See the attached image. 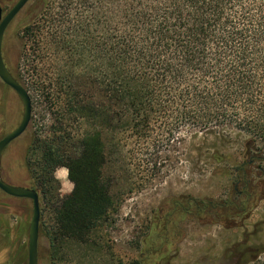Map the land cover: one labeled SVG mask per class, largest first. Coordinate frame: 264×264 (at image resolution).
Returning a JSON list of instances; mask_svg holds the SVG:
<instances>
[{
	"label": "trees",
	"instance_id": "1",
	"mask_svg": "<svg viewBox=\"0 0 264 264\" xmlns=\"http://www.w3.org/2000/svg\"><path fill=\"white\" fill-rule=\"evenodd\" d=\"M42 4L40 94L56 115V126L51 137L36 141L40 159L29 164L32 188L47 198L58 187V168L67 170L73 185L54 204L51 246L65 240L85 244L106 218L113 203L102 168L124 133L142 148L171 150L209 137L241 139L244 163L237 170L264 160V0ZM29 31L28 24L24 37ZM19 43L23 50V39ZM71 124H85L87 130L73 137ZM0 197L15 199L1 191ZM226 206L176 199L166 216L197 218ZM22 232L17 230L16 239ZM164 239L168 246L170 237ZM14 245L17 250V240ZM154 253L149 251L147 264ZM254 253L251 259L239 254L237 263L254 262L261 252Z\"/></svg>",
	"mask_w": 264,
	"mask_h": 264
},
{
	"label": "rangeland",
	"instance_id": "2",
	"mask_svg": "<svg viewBox=\"0 0 264 264\" xmlns=\"http://www.w3.org/2000/svg\"><path fill=\"white\" fill-rule=\"evenodd\" d=\"M16 1L0 0L4 13ZM42 1L30 0L15 16L6 30L2 48L6 67L19 76L31 99L29 125L5 148L0 161V177L8 184L23 188L33 186V168L29 164L40 159L36 141L51 137V127L56 126V115L40 94ZM28 24L32 31L24 37L23 30ZM21 39L23 50H20ZM45 50L44 46L42 54L47 57ZM21 118L19 97L0 82V139L15 129ZM71 125L67 130L73 137L87 130L85 124ZM118 139L119 146L115 149L106 141L109 151L115 152L107 154L102 168L105 182L110 183L113 205L85 244L65 240L51 246L49 242L54 227V204L57 199L68 196L73 188L67 170L56 169L54 177L58 187L47 198L37 191L38 264H137L138 261L147 264L145 259L153 249L162 254V260L155 264H235L239 254L251 259L256 250L261 252L257 260L246 264H264V160L246 166L244 172L237 170L244 163L241 139L217 141L209 137L202 142L185 141L175 150L152 145L142 148L130 133ZM200 147L202 156L198 154ZM245 189L249 197L244 194ZM184 198L227 206L197 218L179 213L168 218L171 203ZM31 217L30 200L0 197V264H27ZM17 230L24 232L16 239ZM167 237L170 240L165 246ZM164 256L169 258L168 263Z\"/></svg>",
	"mask_w": 264,
	"mask_h": 264
},
{
	"label": "water",
	"instance_id": "3",
	"mask_svg": "<svg viewBox=\"0 0 264 264\" xmlns=\"http://www.w3.org/2000/svg\"><path fill=\"white\" fill-rule=\"evenodd\" d=\"M30 0H17L4 13L0 6V82L10 88L19 97L22 103V118L18 126L0 139V161L5 148L27 129L31 119V99L26 88L21 85L6 67L2 56L3 35L15 16L28 4ZM0 191L13 198L28 199L32 205V217L27 233V264H38V238L40 205L39 195L34 188H23L8 184L0 177Z\"/></svg>",
	"mask_w": 264,
	"mask_h": 264
},
{
	"label": "flooded vegetation",
	"instance_id": "4",
	"mask_svg": "<svg viewBox=\"0 0 264 264\" xmlns=\"http://www.w3.org/2000/svg\"><path fill=\"white\" fill-rule=\"evenodd\" d=\"M9 26V25H8ZM8 28V27H7ZM7 28H6V30H7ZM6 30H5V32H4V35H5V33H6ZM4 35H3V39H4ZM2 48H3V41H2ZM2 56H3V53H2ZM4 60V59H3ZM5 63V62H4ZM8 196V195H7ZM19 199H22V198H19ZM170 211V208H169V210H168V212ZM167 212V213H168ZM160 254H161V252H157V253H154L153 254V262L151 261L150 263L151 264H155V263H157V262H159L158 261V258H161V256H162V254H161V256H160ZM165 257V256H164ZM169 262V258L167 257V260H166V263H168ZM248 262V260H243V262H241V263H235V264H243V263H247Z\"/></svg>",
	"mask_w": 264,
	"mask_h": 264
}]
</instances>
